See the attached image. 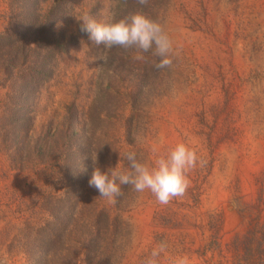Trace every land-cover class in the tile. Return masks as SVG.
Wrapping results in <instances>:
<instances>
[{
    "label": "rangeland",
    "instance_id": "1",
    "mask_svg": "<svg viewBox=\"0 0 264 264\" xmlns=\"http://www.w3.org/2000/svg\"><path fill=\"white\" fill-rule=\"evenodd\" d=\"M56 2L61 21L54 31L71 47L35 99L30 139L46 144V134L74 107L100 152L113 151L125 168L128 151L151 160L154 148L166 154L179 142L205 161L189 173L186 194L167 205L132 186L115 204L102 198L117 234L114 264H143L161 241L168 248L160 264L180 255L192 264H228L216 250L205 253L215 246L211 226L219 219L228 258L235 236L249 230L264 238V0H47L41 14ZM9 12L8 0H0V34L9 28ZM109 12L158 21L173 43L172 66L158 69L151 53L137 61L134 49L119 46L99 59L104 45L80 31L78 19L88 13L101 20ZM6 86L0 76V108ZM102 156L97 151V165ZM54 192L63 193L60 186Z\"/></svg>",
    "mask_w": 264,
    "mask_h": 264
},
{
    "label": "trees",
    "instance_id": "2",
    "mask_svg": "<svg viewBox=\"0 0 264 264\" xmlns=\"http://www.w3.org/2000/svg\"><path fill=\"white\" fill-rule=\"evenodd\" d=\"M46 1L8 0L9 28L0 34V76L7 85L0 108V262L12 264L20 257L25 264H114L117 234L110 230L98 190H87L86 173L92 174L96 151L103 154L97 165L101 171L118 162L126 169L124 162H117L113 151L100 152L88 134L89 122L80 121L74 107L46 134V144L29 136L35 99L54 75L57 59L71 47L54 31L61 21L58 3L41 14ZM58 186L63 193H51ZM220 224L219 219L211 226L215 249L205 253L216 250L228 264H264V238L249 230L232 239L225 256Z\"/></svg>",
    "mask_w": 264,
    "mask_h": 264
},
{
    "label": "clouds",
    "instance_id": "3",
    "mask_svg": "<svg viewBox=\"0 0 264 264\" xmlns=\"http://www.w3.org/2000/svg\"><path fill=\"white\" fill-rule=\"evenodd\" d=\"M137 3L145 5L147 0H137ZM78 21L80 31L87 32L96 45H104V51L99 56L103 61L107 59L109 50L119 46L134 49L133 58L137 61L145 60L144 54L151 53L159 58L155 65L158 69L170 68L173 64L175 53L169 34L158 21L140 12L119 19L109 12L101 20L84 13ZM153 153L151 160H141L135 151H128L124 154L128 168L122 169L116 165L101 171L95 166L98 163L96 151L91 155L94 167L88 185L97 189L99 197L111 204H115L116 197L120 195V185H131L137 193L150 192L162 205L182 198L191 184L189 173L198 166L202 167L205 161L195 147L184 142L177 143L166 154H159L155 148ZM54 179L58 180L59 176ZM167 248V242L161 241L152 248L143 264H160V258L167 253ZM171 264H192V261L187 255H180Z\"/></svg>",
    "mask_w": 264,
    "mask_h": 264
}]
</instances>
